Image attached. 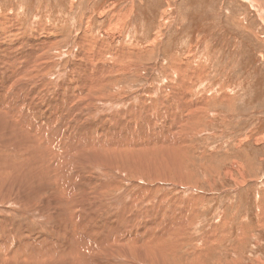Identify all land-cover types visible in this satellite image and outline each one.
<instances>
[{"label": "rangeland", "instance_id": "rangeland-1", "mask_svg": "<svg viewBox=\"0 0 264 264\" xmlns=\"http://www.w3.org/2000/svg\"><path fill=\"white\" fill-rule=\"evenodd\" d=\"M0 44L1 84L10 67L28 69L9 95L37 78L36 124L58 114L51 133L62 129L77 141L106 140V146L139 137L141 149H118L126 162L108 174L96 153L93 163L69 158L77 171L69 180L81 191L78 214L90 220L88 228L112 222L108 234L123 241L128 230L143 234L140 249L133 245L127 254L138 262L140 250L144 264H264V0H0ZM83 51L88 55L80 60ZM108 64L111 85L81 95L82 74L92 81L90 73ZM92 192L107 203L88 213ZM24 201L15 200L16 207ZM1 209L0 224L12 218L24 230L22 210L12 217ZM135 211L136 219L127 218Z\"/></svg>", "mask_w": 264, "mask_h": 264}, {"label": "bare ground", "instance_id": "bare-ground-1", "mask_svg": "<svg viewBox=\"0 0 264 264\" xmlns=\"http://www.w3.org/2000/svg\"><path fill=\"white\" fill-rule=\"evenodd\" d=\"M46 29H47V27H46ZM0 45H2V44H0ZM99 47H100L99 50L101 51V56L102 55L104 56L106 51L102 49L101 44H99ZM88 48H89V46H88ZM121 52H123V51L122 50L119 51L120 55H121ZM86 54L87 53H85L83 51L82 55H80V57L78 59H80V60L86 59ZM114 54L119 56L117 51L114 52ZM0 55L2 56L1 52H0ZM98 56H99V54L96 57L97 59H99ZM105 57L107 58V56H105ZM109 58H111V57H109ZM93 60H94L93 64L96 63L95 61H97V60L95 58ZM115 62H116V60H115ZM87 63H88V61H87ZM10 68H11V71L8 72L9 74L7 75V79H4L3 80L4 82L2 84L0 83V90H2L0 96H2V98H3V101L0 102V184L2 183V181L7 182V183H9V185H11V187L9 188V190H1L0 189V198H1L0 204H1V208H2L1 210L7 209L6 212L11 214V216L14 214H15V216H16V214H18L17 216H19V214L22 210L23 213L28 218L27 219H25L24 217L21 218V220L24 219L27 223V224H24L22 227L24 230H22L21 228L20 229L18 228L19 230H17L15 225H13L11 223V222H13L12 218L9 219L8 222H4V223L0 224V264H125L126 262H129L130 264H144L143 262H146L148 260H147V258L142 257L143 254L141 255L140 250H139L140 249L139 245L141 244L142 239H144V238H142L143 234H142V236L140 235V233L135 234L133 237V235H132L133 232H132V234L128 233V232H131V230H128L126 232L127 233V235H126L127 240L126 241H123L122 238L114 239L112 233H111V235L108 234V231L112 230L111 229V227H112L111 223L112 222H108V221L105 223L104 228H102L103 226H101V227L98 226V228H92L91 225H90L91 229L88 228V226L86 224H88L89 219H87L85 216L78 214L79 208H77V207H78L79 202H80L79 201L80 198L78 196L81 195L80 194L81 191H79L76 187L71 185L72 181L75 182L74 181L75 179H73V177H75V176L71 177L73 180H69L71 173H75V174L77 173L76 170L69 168V167H71L70 162L73 161L72 159L74 158L73 157L71 159L70 157H72L74 155H78L79 157L88 158V161H90V160L96 161V159H98L99 162L104 161L105 164L106 163L108 164V167L106 169V173H107L109 170H112L116 166L120 167L122 165V163L126 162V154L124 153V151H118V149L126 148V146H128L129 148L141 149V145L137 144L138 143L137 141H139V137L137 136L138 138L137 137L134 138L133 141H129L128 140L129 138H121L120 140L115 138L112 140V143H110L106 146V144H105L106 140H105V142H100V141L94 142V141L89 140V138L87 137L83 140L80 139V141H77L75 139L76 136H74V134H73L72 138H70L71 133L69 135H65V134L62 135V129H56L55 131H53L51 133V127L56 123L58 114L56 115V117H51L52 119H54V121L50 122V120L48 119L49 121H46L47 123L45 125H43L45 122L43 123V121H42L43 124L41 123V125H43V126H41L40 124H36L34 121V118L39 117L41 115V114H36V112L34 113V108H32V107L36 106V105L34 106V104H32V103H34V102L36 103V101L37 102L39 101L35 98H37L38 97L37 94L39 95V93L41 92V90H40L41 87H36V84H35V81L37 78H35L34 79L35 81H32L31 83H28V82L22 83V87H20L19 89H17L15 87L14 88L15 97H12L11 95L8 94L9 92H11L13 90L12 82H14L16 80V78L18 77L19 74L27 73L28 69L26 67V70H21L22 68H21L20 63H18L17 66H12ZM10 68H9V70H10ZM83 69H85V67ZM94 69L96 70V68H94ZM110 69H111V64H108L105 66H97V74H95V76H94V74L90 73L91 70H88L89 73L91 74V76L96 79V82L93 81V78H92V81H91V79L88 78V77H90L89 74H86V73L82 74L83 76H85L84 82L82 81L85 84L83 86L85 89L84 90L81 89V95L85 91L90 92V90H92L93 87H95L96 89L101 91L102 89H100V88L103 87L106 83L111 85V83H109V82L110 81L113 82L112 75L107 76L104 74V73H108ZM112 69H113V71H115L116 66L112 65ZM5 73H4V75H5ZM73 80H74V78H73ZM21 88H22V90H21ZM111 88H112V86H111ZM104 92L107 93V91H105V90H104ZM97 93H96V96H97ZM79 95L80 94H77V96H79ZM102 95H103V93H102ZM25 97H28V99L31 100V101H28L29 104H28V102H25ZM99 97H100V95H99ZM63 99L64 100L68 99V97L67 98L63 97ZM63 99H62V102H63ZM136 102H137V100H136ZM70 104H73V102H70ZM81 108H83V107H81ZM137 113H139V110H137ZM53 116H55V115H53ZM41 119H42V116H41ZM146 119H147V117H146ZM51 123H53V125H50ZM88 124H90V123H88ZM33 125L36 128H34ZM75 125H76V123H75ZM39 127H41V128L39 129ZM121 128H122V126H121ZM50 133H51L52 138H50L49 140H46V142L41 139V137H44L42 134H49L50 135ZM122 133H123V131H122ZM152 136H153V134H152ZM112 137H113V134H112ZM154 139H156V138H154ZM145 140H147V139H145ZM153 141H155V140H153ZM148 146H149V144H148ZM149 148H150V146H149ZM151 148H153V147H151ZM113 150H114V153L110 156V159H109L108 154H111ZM94 153L98 154L96 159H95V157H93ZM144 156H146V155H144ZM7 157L12 158L13 160H6ZM69 158L71 159V161ZM55 160H61V162L56 163ZM100 160H102V161H100ZM83 161H84V159H83ZM93 161L91 163H93ZM148 161H149V159H148ZM74 163H72V164H74ZM152 163L154 164V162H152ZM63 165H66L67 168L63 167ZM82 166H83V164H82ZM102 166L99 168H104ZM140 166H142V162L140 163ZM86 168H87V166H86ZM95 170L96 169H94V171ZM101 170H103V169H101ZM101 170H100V172H102ZM111 174H113V173H111ZM101 175H102V173H101ZM71 176H72V174H71ZM115 177H116V175H115ZM115 180H117V179H115ZM113 181H114V178H113ZM76 182L78 183V181H76ZM88 182H89V180H88ZM33 184H35V186ZM84 184H86V183H84ZM108 184H109V182H108ZM73 185H75V184H73ZM98 185H99V183H98ZM28 186H30V189ZM81 188H82V184H81ZM134 188L136 189V187H134ZM82 192H84V191H82ZM86 192H88V191L86 190ZM130 192H131V190H130ZM134 192L136 193L135 190H134ZM76 194H77L76 197H78L79 199H76V197H75ZM90 194L92 195V197L89 196ZM128 194L126 196H123L124 198H121L119 202L121 203L123 200H125L128 197ZM82 195H84V194H82ZM85 195H86V193H85ZM89 195L87 198L90 197L91 205L88 206V204H85L87 209H88L87 210L88 213L93 211L92 209H94V210L97 209V207H99V206L96 205V203L99 201L101 202L103 200V198L101 199V197H100V195H101L100 192H92V193H89ZM102 195H104V194H102ZM137 195H138V193H137ZM117 196H119V195H117ZM108 197H109V195H108ZM110 197H112V196H110ZM15 200L17 202L21 201V200H25L22 203L23 209H22V207H19V208L16 207ZM103 201H104L103 203L99 202L101 204V206L99 208H101V207L106 208L105 204L107 203V201H105V200H103ZM132 202H133V200H132ZM159 202H160V200H159ZM82 203L84 204L87 202L82 201ZM111 203H112V201H111ZM129 203H130V201H129ZM144 203H146V202H144ZM139 205H141V204H139ZM133 207H134V204L131 208L133 209ZM154 207H156V205ZM122 208H123V206H122ZM124 211L125 210H123V213H124ZM129 211H131V210H129ZM112 212H113V210H112ZM91 213H93V212H91ZM109 213L110 212H108V214ZM113 213H115V212H113ZM121 213H122V211H121ZM125 213L128 214L127 212H125ZM134 213L135 214L133 216H130L127 218L136 219L138 211L137 212L135 211ZM3 216H5V215H3V213H2L0 219H3L4 218ZM12 217H14V216H12ZM97 217H98V215H97ZM114 217H111V218H113V220H114ZM176 217H178V216H176ZM5 218H7V217H5ZM92 218H94V217H91V219ZM151 218H152V216H151ZM156 218H157V216H156ZM149 221H152V220H149ZM164 221H166V220L164 219ZM68 223H71V225L69 227H68ZM97 223H99V222H97ZM92 225H93V223H92ZM75 226H78L80 232H82V236L80 233H77L78 230L75 228ZM162 226L164 227V225H162ZM162 226H160V227L162 228ZM117 229H119V228H117ZM114 230H115V228H114ZM152 230H154V229H152ZM167 230H168V228H167ZM181 231H183V228ZM172 234H173V237H175V238L178 236L177 232H174ZM151 235H152V232H151ZM118 236H119V233H118ZM146 239H147V236H146ZM148 239H150V238H148ZM146 241L143 240V242H146ZM133 245L139 247V249H137V250H139V253H138L139 256L137 259V260H139L138 262H135V258H134L135 255L134 254H132V253L127 254V249ZM155 247H157V246H155ZM167 248H169V247H167ZM141 250H143V249H141ZM143 252H145V250H143ZM122 255H125L126 257L123 258Z\"/></svg>", "mask_w": 264, "mask_h": 264}]
</instances>
